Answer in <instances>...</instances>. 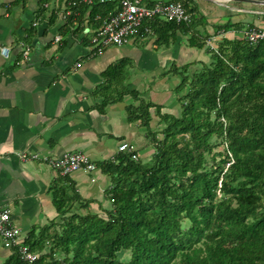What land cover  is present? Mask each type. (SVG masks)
Returning a JSON list of instances; mask_svg holds the SVG:
<instances>
[{"label":"trees","instance_id":"trees-1","mask_svg":"<svg viewBox=\"0 0 264 264\" xmlns=\"http://www.w3.org/2000/svg\"><path fill=\"white\" fill-rule=\"evenodd\" d=\"M172 1L182 2L191 21L155 17L139 33L149 29L167 44L179 29L199 24L192 0ZM73 3L68 18L89 8L96 25L97 15L118 4ZM208 37L195 30L187 40L205 49L206 63L165 71L180 74L173 87L178 114L145 99L127 106L128 121L141 125L152 148L149 157L136 148V158L118 151L93 161L109 177L108 205L91 210L69 174L59 173L49 187L57 216L21 238L36 260L28 263L12 247L0 264H264V40L221 36L214 49Z\"/></svg>","mask_w":264,"mask_h":264},{"label":"crops","instance_id":"crops-1","mask_svg":"<svg viewBox=\"0 0 264 264\" xmlns=\"http://www.w3.org/2000/svg\"><path fill=\"white\" fill-rule=\"evenodd\" d=\"M191 3L202 16L199 24L179 29L169 43L158 44L155 33L143 29L124 44L98 51L90 42L96 22L89 8L68 18L65 13L73 0H0V48L9 50L7 56L0 51V208L10 209L11 222L22 237L34 227L36 234L57 216L49 187L60 174L50 158L81 151L99 162L111 159L124 141L151 152L150 145H143L147 142L141 125L128 121L127 106L146 97L162 112L179 113L173 90L177 75L165 71L188 62L196 68L209 60L205 49L187 44L191 33L197 30L205 37L217 30L232 38L244 28L234 29L241 23L264 25L263 4ZM226 22L235 27L223 31ZM24 44L30 47L26 59ZM23 153L37 157L22 159ZM68 177L90 200L91 210L100 212L108 205L105 189L110 181L99 167L79 169ZM10 253L0 239V263Z\"/></svg>","mask_w":264,"mask_h":264},{"label":"built area","instance_id":"built-area-1","mask_svg":"<svg viewBox=\"0 0 264 264\" xmlns=\"http://www.w3.org/2000/svg\"><path fill=\"white\" fill-rule=\"evenodd\" d=\"M80 2L91 6L95 3L105 4L115 0H79ZM117 9L109 11L104 17L97 15L98 24L90 42L98 51L105 45L116 44L121 45L133 39L139 34V27L143 21L151 20L159 17L167 21L184 22L191 21V14L185 8L181 1H156L148 3L144 0H117ZM71 11H66L65 15ZM64 15V16H65ZM222 31L217 32L207 38L206 43L216 49V45L212 42L217 40V36H222ZM240 35L250 41L258 42L264 40V25H246L241 29ZM56 40L59 36H56ZM22 56L28 58L30 47L24 44ZM4 56L8 55L9 50L6 47L0 48ZM77 65V62H75ZM136 146L130 142H121L118 145V151H126L131 153L133 158L137 157L135 152ZM22 159L36 158V154H21ZM51 165L61 174H71L74 171L83 169L86 171L96 170V164L91 158L81 151H68L60 156L50 158L48 160ZM21 230L11 222V214L9 208H0V239L3 246L7 248L16 247L20 257L32 263L36 260L37 254L32 251L29 246L21 242Z\"/></svg>","mask_w":264,"mask_h":264},{"label":"rangeland","instance_id":"rangeland-1","mask_svg":"<svg viewBox=\"0 0 264 264\" xmlns=\"http://www.w3.org/2000/svg\"><path fill=\"white\" fill-rule=\"evenodd\" d=\"M163 1V0H162ZM169 1V0H168ZM225 13H229V14H231V13H233L232 11H229V10H226V11H224ZM241 25H243V26H241ZM241 28L242 27H245V24H240L239 25ZM236 36L237 37H239V36H241L239 33L238 34H236ZM212 43H214L215 44V41L214 42H212ZM208 58H209V55H208ZM207 62V61H206ZM205 62V63H206ZM175 75H177V78L176 79H180V74H175ZM127 80V79H126ZM146 97H144V99H145ZM178 100V99H177ZM177 107V109H179L180 108V104L178 105V106H176ZM155 117V116H154ZM154 120H156V119H154ZM155 124V122H152V125H154ZM146 142V139L144 138V143ZM144 146L145 145H147V143H145V144H143ZM141 148H143V146L141 145V144H139L138 145V150H140V152L142 153V155H140V157L141 158H143V159H147L148 157H149V154H150V152L149 153H147V152H144V150L143 149H141ZM83 211H86V210H83ZM125 257H127V255H125Z\"/></svg>","mask_w":264,"mask_h":264},{"label":"water","instance_id":"water-1","mask_svg":"<svg viewBox=\"0 0 264 264\" xmlns=\"http://www.w3.org/2000/svg\"><path fill=\"white\" fill-rule=\"evenodd\" d=\"M238 1H245V2H250V3H255V4H263L264 5V0H238Z\"/></svg>","mask_w":264,"mask_h":264}]
</instances>
